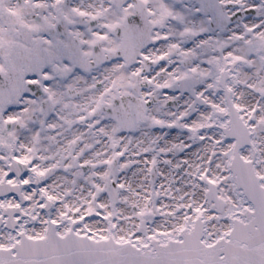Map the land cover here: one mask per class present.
Returning <instances> with one entry per match:
<instances>
[{"label": "snow or ice", "instance_id": "obj_1", "mask_svg": "<svg viewBox=\"0 0 264 264\" xmlns=\"http://www.w3.org/2000/svg\"><path fill=\"white\" fill-rule=\"evenodd\" d=\"M0 264H264V0H0Z\"/></svg>", "mask_w": 264, "mask_h": 264}]
</instances>
